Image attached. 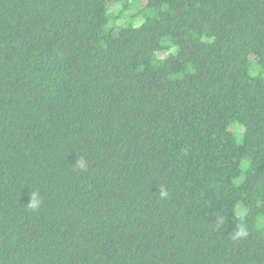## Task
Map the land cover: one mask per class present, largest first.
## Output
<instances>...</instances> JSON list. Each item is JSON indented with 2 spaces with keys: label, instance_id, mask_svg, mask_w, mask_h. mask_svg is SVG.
<instances>
[{
  "label": "trees",
  "instance_id": "1",
  "mask_svg": "<svg viewBox=\"0 0 264 264\" xmlns=\"http://www.w3.org/2000/svg\"><path fill=\"white\" fill-rule=\"evenodd\" d=\"M259 219L264 0H0V264H264Z\"/></svg>",
  "mask_w": 264,
  "mask_h": 264
},
{
  "label": "rangeland",
  "instance_id": "2",
  "mask_svg": "<svg viewBox=\"0 0 264 264\" xmlns=\"http://www.w3.org/2000/svg\"><path fill=\"white\" fill-rule=\"evenodd\" d=\"M140 4L135 1H131L129 3V7L126 9H123L122 2H116L110 7V12L112 14L119 13V11H122L121 16L115 20V23L117 25L123 24L128 18L135 24L140 23L141 16L139 14L140 10ZM138 14V16L136 15ZM114 21V20H113ZM258 226L264 231V224L259 220H257Z\"/></svg>",
  "mask_w": 264,
  "mask_h": 264
},
{
  "label": "clouds",
  "instance_id": "3",
  "mask_svg": "<svg viewBox=\"0 0 264 264\" xmlns=\"http://www.w3.org/2000/svg\"><path fill=\"white\" fill-rule=\"evenodd\" d=\"M164 7H166V5H164ZM160 194H161V196L165 195V193L163 191H161ZM34 206H35V200H33L32 203H30L28 207L32 208Z\"/></svg>",
  "mask_w": 264,
  "mask_h": 264
}]
</instances>
